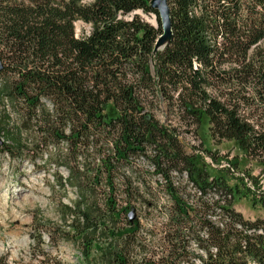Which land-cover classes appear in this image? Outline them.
<instances>
[{
	"label": "trees",
	"instance_id": "obj_1",
	"mask_svg": "<svg viewBox=\"0 0 264 264\" xmlns=\"http://www.w3.org/2000/svg\"><path fill=\"white\" fill-rule=\"evenodd\" d=\"M151 2L0 0V103L19 119L10 132L0 115V138L11 144L3 153L28 151L25 134L35 161L57 150L53 164L70 175L57 185L79 192L62 206L69 229L58 231L86 259L96 249L107 264H264V220L234 209L227 178L238 162L221 168L224 157L202 144L189 153L183 141L207 121L215 145L234 143L264 167V0H169L172 36L158 52L163 28ZM79 23L89 30L79 33ZM163 105L176 122L158 117ZM139 159L162 178L167 204L134 179L149 176L134 171ZM133 201L155 215L146 236ZM43 233L34 241L39 264H60L42 250Z\"/></svg>",
	"mask_w": 264,
	"mask_h": 264
},
{
	"label": "rangeland",
	"instance_id": "obj_2",
	"mask_svg": "<svg viewBox=\"0 0 264 264\" xmlns=\"http://www.w3.org/2000/svg\"><path fill=\"white\" fill-rule=\"evenodd\" d=\"M142 18L156 25V17L139 13ZM155 22V23H154ZM78 32L89 30V27L83 24H77ZM2 80L0 79V84ZM163 112L158 113V117L165 123H168L169 114L165 105L162 106ZM0 115L11 119L6 131H16L19 119L13 113V108L7 103H0ZM6 119V118H5ZM207 121L204 122L198 136L193 134H184L183 141L186 150L191 153L192 148H198L203 145L204 149L217 153L218 157H224L221 168L228 167V162L236 160L239 165V171L235 173L236 177L227 178L228 184L236 190L234 209L241 213L245 219L255 221L264 220V167L257 162L250 161L244 157V154L236 147L234 143L224 142L217 146L209 134ZM24 147L28 151L18 155L17 159L4 154L6 146L11 145L6 137L0 138V258H5L7 264H39L40 250L35 248L34 241L40 235V231H49L44 234V244L42 250L47 253L53 262L60 264H107L96 249L91 251L90 257L86 259L82 250L64 240L59 228L62 231L69 229L68 225L72 220L68 218V224L62 220L64 212L63 205L73 207L79 200V192L76 189L66 185L65 189L59 187L56 177L64 179L69 178V172L64 168H58L53 161L57 150H50L44 158H38V148L33 147L28 134H25ZM207 163L213 169L211 157L206 155ZM135 172L145 171L148 177L134 175V179L146 180L152 186L150 191L157 197L161 204L168 203V197L158 188L163 183L162 178L152 177L151 170L146 165L145 160L139 159L135 162ZM229 168V167H228ZM211 173L214 175V170ZM131 177L132 172H126ZM123 172H120L117 178H122ZM138 183V182H137ZM98 190L96 200L103 205V187ZM118 201L120 205L126 206L123 198L124 187L121 181H118ZM121 191V192H120ZM133 208L136 209V219L140 221L143 229V236L147 231H152L155 222L151 220L145 206L140 201H133ZM127 220V217H126ZM158 223V222H157ZM98 243L102 247L109 244L104 234L96 236ZM37 257V258H35Z\"/></svg>",
	"mask_w": 264,
	"mask_h": 264
},
{
	"label": "water",
	"instance_id": "obj_3",
	"mask_svg": "<svg viewBox=\"0 0 264 264\" xmlns=\"http://www.w3.org/2000/svg\"><path fill=\"white\" fill-rule=\"evenodd\" d=\"M151 5L154 9L159 11L162 21L163 35L158 40L155 48V52H158L167 45V43L170 41L172 36L169 0H152ZM3 70H4V66L3 63L0 61V73ZM129 217H130V221L133 222L135 219L134 211L129 214Z\"/></svg>",
	"mask_w": 264,
	"mask_h": 264
},
{
	"label": "bare ground",
	"instance_id": "obj_4",
	"mask_svg": "<svg viewBox=\"0 0 264 264\" xmlns=\"http://www.w3.org/2000/svg\"><path fill=\"white\" fill-rule=\"evenodd\" d=\"M155 23V22H154Z\"/></svg>",
	"mask_w": 264,
	"mask_h": 264
},
{
	"label": "built area",
	"instance_id": "obj_5",
	"mask_svg": "<svg viewBox=\"0 0 264 264\" xmlns=\"http://www.w3.org/2000/svg\"><path fill=\"white\" fill-rule=\"evenodd\" d=\"M229 167V166H228Z\"/></svg>",
	"mask_w": 264,
	"mask_h": 264
}]
</instances>
